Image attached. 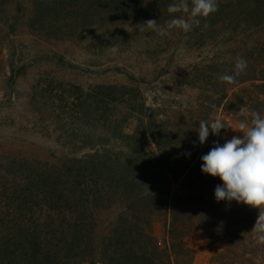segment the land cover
Wrapping results in <instances>:
<instances>
[{"label":"trees","instance_id":"16d2710c","mask_svg":"<svg viewBox=\"0 0 264 264\" xmlns=\"http://www.w3.org/2000/svg\"><path fill=\"white\" fill-rule=\"evenodd\" d=\"M173 2L0 0V46L2 29L24 23L42 44L81 46L97 68L42 52L27 58L23 44L0 59L3 80L39 71L27 98L32 128L8 138L31 134L47 153H0V264H196L189 241L197 230L219 248L209 264H264V245L250 233L259 209L217 202L223 182L201 171L226 130L203 145L194 130L211 105L226 121L239 122L242 105L264 113V0H218L187 33L136 29L184 15L167 12ZM237 57L246 72L222 83Z\"/></svg>","mask_w":264,"mask_h":264},{"label":"clouds","instance_id":"9594fccd","mask_svg":"<svg viewBox=\"0 0 264 264\" xmlns=\"http://www.w3.org/2000/svg\"><path fill=\"white\" fill-rule=\"evenodd\" d=\"M218 10V0H190V3L189 0H174L167 6V12L170 15H184L173 16L164 26L159 25L155 19H150L135 27L140 33L155 32L160 37L169 35L173 29L187 33L192 30L193 25H200V18H207ZM204 27L207 28L208 25L205 24ZM247 67L248 61L237 57L234 74L225 73L219 79L222 83L234 85L238 83L237 77L245 73ZM211 108L213 111L209 118L199 120V127L194 129L198 133L200 145L205 144L210 134L220 136L221 130L231 129L242 133V136H233L223 145L214 143L212 149L201 157V171L212 177H219L223 182L215 188L217 202L236 201L259 209L258 218L250 233L256 244L264 245V113L242 105L236 112L242 119L237 127H233L217 114L215 105H211Z\"/></svg>","mask_w":264,"mask_h":264},{"label":"rangeland","instance_id":"374dc122","mask_svg":"<svg viewBox=\"0 0 264 264\" xmlns=\"http://www.w3.org/2000/svg\"><path fill=\"white\" fill-rule=\"evenodd\" d=\"M2 31L3 34L1 38H5V45L0 46V59L8 56L10 50L13 49V45L16 44L19 46V44H23V52L26 57L28 55L34 56L38 52L52 56H66L68 61L72 62L75 67H78L81 70H93L90 72L97 71V68H90L88 63L83 59L82 51L80 50L81 46L78 47L76 45H65L60 43L42 44L34 37L27 36V30L24 23L18 24L14 32L7 31L6 29H2ZM108 67L113 68L115 65L113 64ZM102 69H99L98 71ZM45 70L46 68L43 67L40 71ZM46 71L56 74L58 79L67 76L64 70L56 67H49ZM38 73L39 71H33L25 78L16 79L14 81L0 79V153H12L13 155L19 156L23 155L30 159L46 158V143L44 140L35 137L32 138L31 134L23 133L19 135L17 134V138H8L10 134L18 133L22 127H28V129L32 128L31 125L34 118L29 113L31 109L27 98L30 94L31 88L40 80ZM91 74L92 73L86 76H90ZM111 74L114 75V73H108L109 77L112 76ZM9 75L10 73L8 72V76ZM114 76L111 78H114ZM71 80L81 82L82 80H86V77L82 79L81 77L73 76ZM227 122L232 124L233 127H237L239 123L231 118L227 119ZM6 127H10L7 132H5ZM237 135L242 136V133L227 129L225 140H230L233 136ZM20 140H26L27 143H21ZM156 235L159 238L163 237L164 231L162 225L156 227ZM189 245L195 252L196 264H209L210 258L219 250L217 246L210 245L200 230H197L190 238Z\"/></svg>","mask_w":264,"mask_h":264}]
</instances>
